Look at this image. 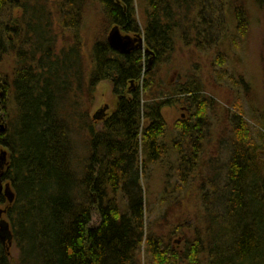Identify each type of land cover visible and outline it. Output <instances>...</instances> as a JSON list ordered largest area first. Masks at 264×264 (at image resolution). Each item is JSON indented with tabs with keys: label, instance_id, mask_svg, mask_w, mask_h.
Returning a JSON list of instances; mask_svg holds the SVG:
<instances>
[{
	"label": "trees",
	"instance_id": "1",
	"mask_svg": "<svg viewBox=\"0 0 264 264\" xmlns=\"http://www.w3.org/2000/svg\"><path fill=\"white\" fill-rule=\"evenodd\" d=\"M97 1L108 25L143 34L154 64L148 69L142 50L124 56L105 39L94 42L87 82L109 80L118 101L100 127L84 121L88 155L75 164L73 131L86 116L68 95L74 84L82 87L86 70L78 46L55 52L53 27L77 31L85 0H0V60L11 53L16 64L10 82L0 76V110L11 112L0 143L11 153L4 177L15 196L6 215L18 251L12 259L0 241V264H142V252L149 264H264V165L257 157L264 156V127H252L239 106L227 114L224 167L201 187V227L180 244L148 231L142 195L149 166L167 152L173 149L181 164L186 144L193 148L187 162H193L217 105L198 77L169 85L160 65L177 41L211 49L228 10L243 34L249 16L242 2L141 0L142 25L136 0ZM254 2L264 6V0ZM215 62L233 79L221 68V54ZM180 103L188 113L175 122L174 138L165 139L162 110ZM176 170L184 183L186 171Z\"/></svg>",
	"mask_w": 264,
	"mask_h": 264
},
{
	"label": "rangeland",
	"instance_id": "2",
	"mask_svg": "<svg viewBox=\"0 0 264 264\" xmlns=\"http://www.w3.org/2000/svg\"><path fill=\"white\" fill-rule=\"evenodd\" d=\"M239 1L242 2L249 16V24L243 34L236 29L235 18L228 10L222 31L218 32V38L211 49L201 47L199 50L193 44L186 46L177 41L169 63L163 65L160 70L164 81L169 85L183 83L190 76L198 77L204 89L203 92L211 95L217 104L216 109L211 113L210 121H207L203 138L195 146L198 152L193 162H187L193 148L185 144L182 146L183 161L180 160L181 164L178 161L179 157L172 149V152H167V155L161 157L160 161L151 163L147 177L143 180L142 195L145 204L146 229L164 238H171L176 244H180V239L191 236L194 233V226L201 225L199 223L203 213L200 200L201 187H205L207 175L218 168V163L227 160L226 141L229 133L227 114L229 110L233 112L236 106H239L243 118L252 127L253 125L256 129L264 127V6L257 5L254 0ZM136 11L138 20L143 25L145 13L141 0H136ZM81 20L77 31L72 32V30L61 29L57 26L58 40L54 49L58 54L62 49L66 51L71 46H78L80 60L86 72H89L93 66L91 57L93 44L97 40L106 38L110 26L97 0H85ZM55 25L60 24L56 21ZM220 54L223 57L221 68L233 79L223 73L220 77L221 69L215 62ZM144 56L148 63L151 55L145 51ZM15 67L14 57L10 53L0 60V76L6 75L7 81L10 82ZM81 86L77 90L74 84L72 88L76 91L68 95L70 99L74 95L72 100L76 101L75 103L79 102L77 108L84 111L86 116V118L81 117L83 124H78L77 128L75 126L73 131L75 143H77L76 156H78L75 164H81V160L84 161L88 155L87 147L82 146L83 143H87L88 137L84 128L85 122L90 121L88 123L94 127H100L105 116L115 109L118 101L109 80L101 81L92 87L86 78ZM1 93L0 88V96ZM105 106L107 108H105L104 117L95 118L94 116H97V113L101 112L100 110ZM162 112L167 123V135L164 138L171 140L174 138L175 122L179 118H185L188 111L180 103L164 107ZM10 115L11 112L7 116L5 111L0 110V131L2 133L7 131V118L11 117ZM2 151L7 154V160H9L11 155L9 148L0 143V154ZM257 157L260 158V164L264 165L262 153L257 154ZM187 163L188 166L184 169ZM176 169L186 171L188 176L184 183H180L181 178L175 177ZM173 187L180 188L172 195ZM6 206L5 200L0 203V209H6ZM1 213L0 219L6 220L10 225L6 212L1 210ZM94 223L97 222L94 221ZM173 232L174 236L171 237L170 234ZM5 248L12 259L17 258L18 251L13 238L10 243L7 239L5 240ZM140 258L142 264H149L145 253L142 252Z\"/></svg>",
	"mask_w": 264,
	"mask_h": 264
},
{
	"label": "water",
	"instance_id": "3",
	"mask_svg": "<svg viewBox=\"0 0 264 264\" xmlns=\"http://www.w3.org/2000/svg\"><path fill=\"white\" fill-rule=\"evenodd\" d=\"M108 42L110 45L121 52H127L130 49H134L135 47H141L142 46V39L140 37H135L134 39L131 38L130 36H122L119 32L118 27H113L108 35ZM137 41V44L135 42ZM152 58H150V62L152 61ZM106 106L102 108L99 112L97 113V116H94L97 119H101L104 117V111ZM4 188V189H3ZM4 193L6 196L7 200L9 203H11L14 200V192L9 186V184H5V187L2 186L0 183V192ZM0 216H1V210H0ZM0 238L4 242L6 239L10 243L11 240V232L9 229L8 222L4 219H0Z\"/></svg>",
	"mask_w": 264,
	"mask_h": 264
},
{
	"label": "bare ground",
	"instance_id": "4",
	"mask_svg": "<svg viewBox=\"0 0 264 264\" xmlns=\"http://www.w3.org/2000/svg\"><path fill=\"white\" fill-rule=\"evenodd\" d=\"M110 26V30H109V32H108V35H109V33H110V31H111V29L113 28V27H118L119 28V32H120V34L122 35V36H130L131 38H135V37H140L141 39H142V46L141 47H135L134 49H130L129 51H127V52H121L120 50H118V49H116V48H114V47H112L111 45H110V43L108 42V35L106 36V38H103V39H105L106 40V42H107V44H108V46L114 51V52H116V53H118V54H120V55H128V54H131V53H133V52H135V51H137V50H145L146 52H148L150 55H151V57H153L154 58V55H155V53L152 51V50H150L146 45H145V43H144V36H143V34L140 32V33H127V32H124L123 30H121L120 29V27L118 26V25H109ZM54 28V30L56 31L57 29L55 28V27H53ZM68 29V28H67ZM135 44H137V41L135 42ZM145 51H142V52H145ZM174 52V51H173ZM171 57V56H170ZM170 57L167 59V61L165 60L160 66H161V68H163V65H165V64H167V63H169V60H170ZM153 58H152V61L150 62V61H148V63L146 62V60H145V62L147 63V67H148V69H150L151 68V65H153L154 63H153ZM87 74V75H86ZM89 74H90V69H89V72H84V74L82 75V78L85 80L88 76H89ZM222 76V75H221ZM191 77V76H190ZM101 81H104V80H101ZM100 81V82H101ZM134 81L133 80H130V83H129V88L131 89V88H135V86H134V83H133ZM99 83V82H98ZM97 83V84H98ZM112 91H113V89H112ZM114 93V92H113ZM205 93V92H204ZM206 95H208V94H206ZM208 96H210L211 98H213L211 95H208ZM214 99V98H213ZM215 100V99H214ZM112 112V111H111ZM109 115V114H108ZM107 115V116H108ZM107 116H105V118L107 117ZM104 118V119H105ZM166 154V153H165ZM164 154V155H165ZM226 161V160H225ZM224 161V162H225ZM224 162H219L218 164H219V166H218V168L219 167H224ZM220 164L222 165V166H220ZM223 167L221 168V169H223ZM217 168V169H218ZM4 179H5V177H4ZM9 181V180H8ZM7 181V183L9 184V186L10 187H12V184H11V182L9 181L8 182ZM14 192V191H13ZM3 193V192H2ZM3 195H4V193H3ZM14 196H15V193H14ZM3 197V199L6 201V205L8 206V205H10V204H12L13 203V201L11 202V203H9L8 202V200H7V198H6V196L4 195V196H2ZM0 210H4V212H6V209H0ZM2 214V213H1ZM7 214V213H6ZM11 240H12V235H11ZM11 240H10V242H11ZM0 241H1V244L3 245V247H4V249L6 250V248H5V241L3 242L2 240H1V238H0ZM8 241V240H7ZM7 253H8V251H6Z\"/></svg>",
	"mask_w": 264,
	"mask_h": 264
},
{
	"label": "flooded vegetation",
	"instance_id": "5",
	"mask_svg": "<svg viewBox=\"0 0 264 264\" xmlns=\"http://www.w3.org/2000/svg\"><path fill=\"white\" fill-rule=\"evenodd\" d=\"M1 133L2 131H0V134ZM10 161H11V158L9 157V160H7V154L4 151H2V153L0 154V183L3 186H5V184H8L7 183L8 179L6 178L4 179V175H5V172L9 168ZM0 194L4 196L2 192H0Z\"/></svg>",
	"mask_w": 264,
	"mask_h": 264
}]
</instances>
